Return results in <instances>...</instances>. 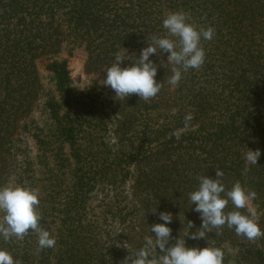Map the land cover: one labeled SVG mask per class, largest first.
Wrapping results in <instances>:
<instances>
[{
    "label": "trees",
    "instance_id": "1",
    "mask_svg": "<svg viewBox=\"0 0 264 264\" xmlns=\"http://www.w3.org/2000/svg\"><path fill=\"white\" fill-rule=\"evenodd\" d=\"M179 11L215 30L201 40L202 67L173 87L170 53L153 54L157 96L115 99L101 83L115 54L131 66ZM75 50L92 76L82 89L63 59ZM248 149L261 155L245 173ZM217 169L226 189L239 181L257 193L252 207L264 231V0H0V187L38 190L39 224L56 240L38 251L31 230L22 241L0 237L14 260L121 264L169 212L167 247L181 238L189 248L221 249L223 264H264V237L250 242L226 225L185 236L202 225L189 200L197 177L216 179Z\"/></svg>",
    "mask_w": 264,
    "mask_h": 264
},
{
    "label": "clouds",
    "instance_id": "2",
    "mask_svg": "<svg viewBox=\"0 0 264 264\" xmlns=\"http://www.w3.org/2000/svg\"><path fill=\"white\" fill-rule=\"evenodd\" d=\"M190 17L183 11L169 13L163 20V28L167 30V36L153 35L148 46L141 50L139 57L129 67H121V62L127 58L121 52L114 56L113 63L106 68V79L101 83L110 87L115 92V99L125 100L135 94L144 101L157 96L163 87V83H157V65L150 60L153 54L170 53L167 63L172 65V75L168 84L175 87L182 79V74L189 69H200L205 62V51L201 40L211 41L215 30L212 27L197 28L189 23ZM147 39V40H148ZM128 53V52H127ZM129 60V59H128ZM191 113L184 118V127L188 128L193 120ZM176 139H180L178 133ZM261 151L248 149L244 154L245 169L256 166ZM223 171L216 170V179L205 175L197 177L198 189L189 194L191 205L195 204L197 213L202 220L201 228L194 232H186L185 236L191 239L205 238L206 233L220 230L225 225L233 229L236 235L246 238L250 242L264 237L252 202L257 198L255 191H248L236 181L230 189H226L222 183ZM223 194V196L221 195ZM229 202L235 210L225 212ZM40 204L38 190L23 186L0 187V237L5 242L12 239L22 241L29 231L38 235V251L55 247L56 240L49 231L43 229L39 221L41 213L38 210ZM240 210H246L244 214ZM154 210L153 212H155ZM159 219L165 223H156L150 226V232L155 235L145 237L143 246L134 256L128 255L121 264H223L224 253L219 248L205 247L189 248L185 246L184 239H177L173 246L167 247L172 239V230L167 224L172 222V214L159 213ZM193 222L189 221L188 228H193ZM154 237V239H153ZM127 248V243L123 245ZM157 248L160 252H157ZM0 264H21L14 260L13 256L4 249H0Z\"/></svg>",
    "mask_w": 264,
    "mask_h": 264
},
{
    "label": "rangeland",
    "instance_id": "3",
    "mask_svg": "<svg viewBox=\"0 0 264 264\" xmlns=\"http://www.w3.org/2000/svg\"><path fill=\"white\" fill-rule=\"evenodd\" d=\"M67 61V69L75 86L78 89L85 88L90 84L92 76L85 72V55L81 50L73 51L71 56H63Z\"/></svg>",
    "mask_w": 264,
    "mask_h": 264
}]
</instances>
